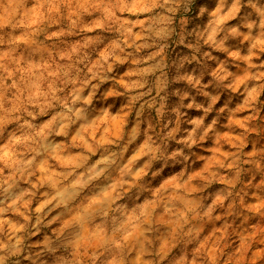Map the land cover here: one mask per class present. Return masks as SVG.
<instances>
[{"label": "clouds", "instance_id": "9594fccd", "mask_svg": "<svg viewBox=\"0 0 264 264\" xmlns=\"http://www.w3.org/2000/svg\"><path fill=\"white\" fill-rule=\"evenodd\" d=\"M0 264H264V0H0Z\"/></svg>", "mask_w": 264, "mask_h": 264}]
</instances>
